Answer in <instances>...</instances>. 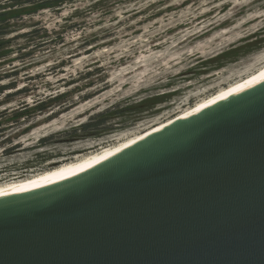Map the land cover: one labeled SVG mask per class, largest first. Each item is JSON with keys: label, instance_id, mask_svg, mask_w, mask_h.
Returning <instances> with one entry per match:
<instances>
[{"label": "water", "instance_id": "obj_1", "mask_svg": "<svg viewBox=\"0 0 264 264\" xmlns=\"http://www.w3.org/2000/svg\"><path fill=\"white\" fill-rule=\"evenodd\" d=\"M0 264H264V77L0 194Z\"/></svg>", "mask_w": 264, "mask_h": 264}, {"label": "rangeland", "instance_id": "obj_2", "mask_svg": "<svg viewBox=\"0 0 264 264\" xmlns=\"http://www.w3.org/2000/svg\"><path fill=\"white\" fill-rule=\"evenodd\" d=\"M90 1L69 4L61 14L45 9L33 17L62 32L65 45L56 49L40 45L44 38L37 35H17L29 27L2 36L8 42L0 51V86L7 87L0 93V184L119 145L264 65V0H128L114 15L88 18L82 27L76 23L84 17L63 19L72 5ZM83 36L94 41L77 48ZM57 59L66 63L46 73ZM87 70L94 74L69 84L57 81ZM98 77L104 81L87 84ZM66 90L75 98L91 97L69 110L57 107L54 114L17 115L23 102L32 105ZM91 118L104 122L97 131L79 130L70 135L79 136L76 140L58 135ZM50 134L56 136L35 147Z\"/></svg>", "mask_w": 264, "mask_h": 264}, {"label": "trees", "instance_id": "obj_3", "mask_svg": "<svg viewBox=\"0 0 264 264\" xmlns=\"http://www.w3.org/2000/svg\"><path fill=\"white\" fill-rule=\"evenodd\" d=\"M79 1L80 0H0V51L2 50L3 52V47L5 46L6 42H8L2 36L8 34L9 32L20 31L26 27H29L30 29L22 33H18L17 35H37L39 36V38H44L43 42L40 45H53L55 49L57 48V46H59V44H62V46L65 45V39L64 35H62V32L50 30L46 26V24L42 22V20L33 22V17L45 9L61 14L62 10L66 8L69 4H75ZM127 1L128 0H91L85 5H72V12H70L68 16H64L63 19L65 21H69L74 17H84V20H82L83 22L76 23V25H80V27H82V25L88 18L94 17L98 18V20H104L107 16L114 15L115 12L120 9V7H125L129 3ZM139 13H141V11L136 12L135 15ZM93 41L94 38L88 40L87 36H83L82 43L77 48L84 47V45H89ZM94 48L95 46H91L86 50V52L90 53L93 51ZM52 49L48 48L50 53L55 51ZM65 63V59H57L54 64L48 66L49 68L46 70V73L57 72L58 69L64 66ZM59 72H64V70H59ZM93 74V71L90 70L80 71L75 75L70 73L68 77L59 78L57 81L69 84L76 82L77 79L82 80L88 78ZM99 80L104 81V78L98 77L95 80H91L87 84L92 86L94 82L96 83ZM6 88L7 87L0 86V93H2ZM97 91L99 92L101 91V89ZM72 94L73 92L70 90L57 91L35 100L34 104L32 105L23 102L19 107V109L21 110L18 111L17 115H22L24 113L34 111L39 112V114H41L46 112L47 110L51 111V114H54L56 112L55 109L57 107H59L58 110H69L78 103V100H87L91 97L90 94H85L78 95L77 98H75L74 96H72ZM153 99L155 98H152L145 103H139L138 105L143 106L151 102ZM102 123H104L103 120L94 121V119L91 118L87 122L74 126L71 130H66L62 133H58V135H64L68 137L69 140H76L79 138V136L76 137L75 135H73L71 137L70 135L77 133L79 130L85 132L92 130L97 131ZM55 136V134H50L41 137L35 147H40L49 143ZM49 158L50 156L48 154H46L44 157V159ZM54 166H56V164Z\"/></svg>", "mask_w": 264, "mask_h": 264}, {"label": "bare ground", "instance_id": "obj_4", "mask_svg": "<svg viewBox=\"0 0 264 264\" xmlns=\"http://www.w3.org/2000/svg\"><path fill=\"white\" fill-rule=\"evenodd\" d=\"M264 77V65L260 68H258L256 71L250 73L247 75L245 78H241L237 80L236 82L228 85L227 87H224L211 95L210 97L202 100L201 102H198L196 106L193 108L189 109L183 114H180L179 116L172 118L166 122H162L159 125H156L153 128H150L148 131L130 138L128 140H125L124 142L120 143L119 145L111 146V147H106L102 149L101 151H97L94 153H89L88 155H83L79 157L76 160L69 161L66 163H63L57 167H54L49 170L42 171L40 173H37L31 177L25 178V179H20L17 181H12L9 183H4L0 184V194L5 193V192H16L20 189H28L31 187L33 184L45 179V178H53V177H59L62 175H65L72 170L80 169L86 165H89L91 163H94L96 161H99L100 159L108 156L115 154L128 146L134 144L135 142L141 140L142 138L146 137L147 135L165 127L166 125L179 120L181 118L187 117L189 115H192L196 112H199L209 106H212L222 100H225L231 96H233L235 93L245 89L248 85L254 83L256 80Z\"/></svg>", "mask_w": 264, "mask_h": 264}]
</instances>
